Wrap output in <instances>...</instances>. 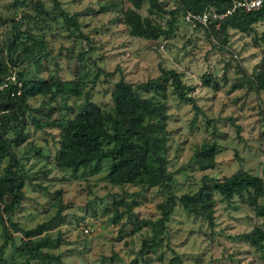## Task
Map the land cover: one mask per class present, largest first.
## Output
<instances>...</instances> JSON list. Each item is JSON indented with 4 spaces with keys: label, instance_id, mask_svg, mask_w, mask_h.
<instances>
[{
    "label": "rangeland",
    "instance_id": "obj_1",
    "mask_svg": "<svg viewBox=\"0 0 264 264\" xmlns=\"http://www.w3.org/2000/svg\"><path fill=\"white\" fill-rule=\"evenodd\" d=\"M35 1L41 2L44 12L53 7L51 0ZM35 1L0 0V66L4 70L19 73L22 81L49 76L77 81L82 84V93L89 91L91 101L102 112H110L111 82L119 75L138 82L155 77L159 67L173 69L181 74L182 83L190 89L187 94L199 110L194 112L191 104L181 103L166 92L165 158L177 187L175 194L193 192L203 178L219 179L239 168L258 175L264 184V91L255 94L244 84L232 88L241 81L239 68L252 72L264 52L258 41L264 32V17L248 33L231 30L223 45L212 46L202 31L191 30L178 13L169 39L152 42L129 39L121 25L111 24L114 14L128 6L127 0H56L78 25L79 31L71 34L72 29L62 24L58 15L54 22H41L45 15L37 16L32 7ZM159 1L165 10L173 7L171 0ZM140 14L145 15L144 6ZM79 33L88 42L80 39ZM13 34L17 35L15 49L9 45ZM28 34L41 38L46 51L38 66L33 65L35 50L20 55L21 48L29 44ZM159 44L162 46L158 48ZM80 53L83 61L77 59ZM103 74H107L106 83L102 82ZM204 80H209L207 86ZM80 101L81 97H72L65 105L74 111ZM26 105L31 115L40 118V128L34 129L26 119L4 136L16 142L23 139L9 145L18 160L16 169L24 177L23 200L11 221L22 228L52 222L40 235L49 241L42 251L58 258V263L36 260L32 264H173L174 260L180 264H264V215L255 216L243 203L245 195L229 201L213 196L210 227L204 219L193 218L175 206L165 224L166 233L147 254L139 256L140 244L150 233L148 228L132 231L131 221L158 217L155 207L162 200L158 190L108 184L107 161L93 162L76 173L56 168L57 129L50 123L67 113L58 98L47 103L45 97L36 95L26 99ZM211 143L218 147L213 169L183 168L196 149ZM6 162L4 159L1 166ZM56 198L61 209L54 220ZM113 200L137 203L129 219L110 220ZM255 203L264 206V195ZM255 229L262 237L251 246L241 236ZM12 237L14 244L4 249V258L24 264L25 253L16 247L20 235Z\"/></svg>",
    "mask_w": 264,
    "mask_h": 264
},
{
    "label": "trees",
    "instance_id": "obj_2",
    "mask_svg": "<svg viewBox=\"0 0 264 264\" xmlns=\"http://www.w3.org/2000/svg\"><path fill=\"white\" fill-rule=\"evenodd\" d=\"M51 1L53 7L45 12L40 1L32 4L38 17L42 13L45 15V19L41 22L44 20L54 22L58 15L62 24L72 29L70 34L79 31L74 18L67 16L56 0ZM171 1L173 7L165 10V6L159 0H127L128 6L114 14L111 24L121 25L129 38L152 42L161 39L165 42L174 33L178 13L182 16L186 12H200L206 6L222 12L229 5L228 0ZM143 6L145 15L140 14ZM263 17L264 7L246 13L236 10L217 22H210L205 27L196 26L191 30L202 31L212 46H220L226 41L229 31L248 33L252 25ZM160 20L163 21L162 24ZM2 24L0 15V25ZM14 29L15 26L13 31ZM79 38L88 42L87 38L82 37L80 33ZM26 39L29 44L21 48L20 55L35 50L33 65L38 66L40 59L46 55L42 39L38 37L33 39L29 34L26 35ZM258 41L264 47V32L258 36ZM16 43L17 35L13 34L10 48L15 49ZM160 46L162 44L157 47ZM78 57V60L83 61L81 53ZM4 69L0 66V81L10 73ZM239 70L241 81L233 84L232 88H241L244 84L248 91L255 94L264 91V52L252 72L241 68ZM96 75L97 73L94 74L91 84L97 78ZM20 76L19 73L16 74L21 84L18 96L8 97L10 87L0 93V110L5 111L0 115V264H14L4 258V249L14 244L13 234L20 235L16 247L25 253L24 264H32L36 260L58 263L57 256L42 251L49 245V241L40 235L50 229L52 222L40 223L32 228H22L11 221L13 212L23 200L24 177L16 169L18 160L9 151L10 143L16 142V139L8 140L4 136L8 131L14 132L16 129L14 125L24 123L26 119L34 129L40 128V118L31 115L26 105V99L36 95L45 97L47 103L58 98L60 106L67 113L65 117L58 121L52 120L50 123L57 129L54 153L56 168L76 173L93 162L107 161L105 180L108 184L117 187H136L142 190L157 189L162 196L161 202L155 207L158 212L156 219L137 221L132 218V231L148 228L150 233L148 240H142L140 244L137 253L139 256L147 254L156 245V240L166 233L165 224L175 206H179L183 212L193 218L204 219L210 227L213 217V196L229 201L233 197L245 195L247 198L246 201L243 200V203L253 209L255 216L264 215V206L255 203L264 195L263 180L258 175H251L240 168L219 179L212 178L206 181L203 178L202 183L193 192L175 194L177 187H175L173 175L167 170L165 158L167 150L165 141L168 135L166 92L168 91L181 103L191 104L194 112L199 111L194 100L187 94L190 89L185 88L179 72L159 67L155 77L138 82H132L123 75H119L111 82L110 112H102L99 106L91 101L89 91L82 93V84H78L77 81H62L52 76L47 79L22 81ZM106 76L107 74L102 75L104 83H106ZM208 82L209 80H204V86H207ZM72 97H81L74 111L65 105L66 101ZM44 124L48 125V121ZM22 140L21 138L16 143ZM217 150L218 147L214 143L202 144L193 152L183 168L195 166L202 171L213 169ZM4 159L7 162L1 166ZM56 203L58 208L52 218L54 220L59 218L61 209L59 198H56ZM111 206L113 214L110 220L117 222L122 217L129 219L131 209L136 207L137 203L134 200L130 202L113 200ZM117 207H121L122 210L118 211ZM241 237L251 246H255L261 239L262 233L255 229L253 233H246ZM173 264L180 263L174 260Z\"/></svg>",
    "mask_w": 264,
    "mask_h": 264
},
{
    "label": "built area",
    "instance_id": "obj_3",
    "mask_svg": "<svg viewBox=\"0 0 264 264\" xmlns=\"http://www.w3.org/2000/svg\"><path fill=\"white\" fill-rule=\"evenodd\" d=\"M228 7L222 12H218L211 7H205L200 12H186L182 15V21L190 28L196 26L205 27L210 22H217L236 10H242L245 13L264 7V0H228ZM10 87L11 91L8 97L18 96L20 91V81L17 80L14 72L9 73L0 81V93ZM3 103V101H1ZM5 113L0 110V115ZM85 232V230H83Z\"/></svg>",
    "mask_w": 264,
    "mask_h": 264
},
{
    "label": "crops",
    "instance_id": "obj_4",
    "mask_svg": "<svg viewBox=\"0 0 264 264\" xmlns=\"http://www.w3.org/2000/svg\"><path fill=\"white\" fill-rule=\"evenodd\" d=\"M129 39H132V38H129Z\"/></svg>",
    "mask_w": 264,
    "mask_h": 264
}]
</instances>
